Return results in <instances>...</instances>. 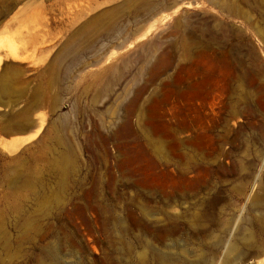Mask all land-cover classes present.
Listing matches in <instances>:
<instances>
[{
	"label": "rangeland",
	"instance_id": "obj_1",
	"mask_svg": "<svg viewBox=\"0 0 264 264\" xmlns=\"http://www.w3.org/2000/svg\"><path fill=\"white\" fill-rule=\"evenodd\" d=\"M146 242L264 264V0H0V264Z\"/></svg>",
	"mask_w": 264,
	"mask_h": 264
},
{
	"label": "bare ground",
	"instance_id": "obj_2",
	"mask_svg": "<svg viewBox=\"0 0 264 264\" xmlns=\"http://www.w3.org/2000/svg\"><path fill=\"white\" fill-rule=\"evenodd\" d=\"M144 153H145L146 156H148L151 159H153V161L155 162V164H157V162H156V160L154 158L155 157L154 154L155 155H158V154L161 153L160 145H158V143L156 141L152 140L150 143H148L146 145L144 144ZM244 235H245V233H244ZM245 239L249 240L250 239V234H246L245 235ZM144 246L145 247L142 250L136 251L137 249L131 248V245H130V247H126V251L127 252H131V253H133L135 251L137 253V256L139 257V259L141 260V264H145V262H147L146 258H147V256L149 254L153 258L157 259L158 261H160L162 263H164V262L167 261V263L175 264V262H176V260L178 258V257L177 258H173L172 256H174V257H176V256L174 254H172V253L169 254V253H166V252H164V251H162L160 249L154 248L152 246V243L151 242H146V244ZM183 250L185 252V248H183ZM229 250H230V253H231V251L233 253L236 252V251L239 252L241 250V247H240L239 243L232 241V243L229 244ZM55 251L56 250H55L54 247L48 248L46 250V255L49 256V257L55 258ZM138 264H140V263H138Z\"/></svg>",
	"mask_w": 264,
	"mask_h": 264
}]
</instances>
